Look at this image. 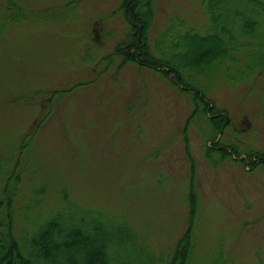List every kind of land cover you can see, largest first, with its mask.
I'll use <instances>...</instances> for the list:
<instances>
[{"label":"rangeland","instance_id":"rangeland-1","mask_svg":"<svg viewBox=\"0 0 264 264\" xmlns=\"http://www.w3.org/2000/svg\"><path fill=\"white\" fill-rule=\"evenodd\" d=\"M143 1L151 54L171 17L184 22L181 35L187 25L199 34L208 26L200 0ZM24 3L41 8V21L12 23L0 36V149L19 145L23 181L49 183L40 210L66 189L82 205L124 214L158 253L193 215L203 257L223 244L228 264L264 260V71L243 82L217 78L194 98L166 66L115 51L130 34L143 37L121 0ZM205 102L222 128L215 139Z\"/></svg>","mask_w":264,"mask_h":264},{"label":"trees","instance_id":"trees-1","mask_svg":"<svg viewBox=\"0 0 264 264\" xmlns=\"http://www.w3.org/2000/svg\"><path fill=\"white\" fill-rule=\"evenodd\" d=\"M200 1L209 18L203 32L199 34L187 25L181 35L179 27L184 22L171 17L156 38L155 52L151 54L144 43L149 18L141 10L147 4L143 0H121V4H126V21L134 22L143 37L141 41L130 34L126 43L116 45L115 51L124 52L129 60L146 63L144 66H166L169 73H175L179 84L194 89V98L205 93L210 81L217 78L256 80V75L264 71V0ZM24 2L0 0V36L12 23L29 18L41 21V8L27 10ZM194 45L204 47L195 59H182ZM194 105L192 113L199 108L197 103ZM207 105H200L201 116L212 129L208 139H215L222 128L206 115ZM25 143L23 140V147ZM20 150L19 145L0 149V264H228L223 244L207 257L200 255L197 233L192 229L193 215L188 216V228L175 245L158 253L145 237L139 236L124 214L82 205L66 189L60 192L59 203L43 212L40 205L49 183L36 186L23 181L28 167L16 164ZM260 164L264 166V160ZM42 175H47L44 168ZM194 193L191 187L189 201ZM21 200L24 204L18 202ZM247 264H264V260Z\"/></svg>","mask_w":264,"mask_h":264}]
</instances>
